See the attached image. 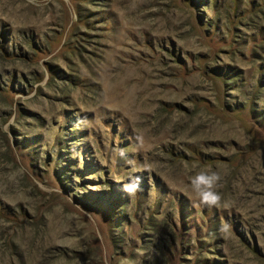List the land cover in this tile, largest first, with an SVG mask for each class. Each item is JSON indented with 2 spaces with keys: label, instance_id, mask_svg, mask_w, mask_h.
<instances>
[{
  "label": "rangeland",
  "instance_id": "obj_1",
  "mask_svg": "<svg viewBox=\"0 0 264 264\" xmlns=\"http://www.w3.org/2000/svg\"><path fill=\"white\" fill-rule=\"evenodd\" d=\"M0 264H264V0H0Z\"/></svg>",
  "mask_w": 264,
  "mask_h": 264
},
{
  "label": "clouds",
  "instance_id": "obj_2",
  "mask_svg": "<svg viewBox=\"0 0 264 264\" xmlns=\"http://www.w3.org/2000/svg\"><path fill=\"white\" fill-rule=\"evenodd\" d=\"M221 176L219 173L200 172L192 179L191 184L197 195L199 202L209 208L219 207L221 205L222 196L216 190L218 188ZM140 180L138 177L133 178L128 184L124 185V191L134 195L139 188Z\"/></svg>",
  "mask_w": 264,
  "mask_h": 264
}]
</instances>
